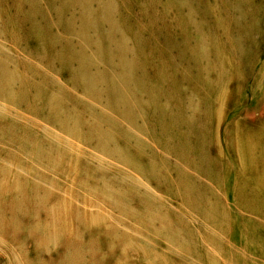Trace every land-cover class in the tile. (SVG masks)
I'll use <instances>...</instances> for the list:
<instances>
[{"label":"rangeland","instance_id":"374dc122","mask_svg":"<svg viewBox=\"0 0 264 264\" xmlns=\"http://www.w3.org/2000/svg\"><path fill=\"white\" fill-rule=\"evenodd\" d=\"M28 1H18L19 5L10 6L11 0H0V23L1 21L5 23L0 29V60L7 66L9 72H14L16 76L14 82L7 78L1 84L14 86L15 83L22 82L27 86V81L24 82L21 78V75L25 74L31 81V84L25 87L27 97L31 98L39 92V97L51 98L53 102L62 101V105L66 107H63L66 118H82L88 121V124L93 122L92 118H98L95 128L98 132L110 127L116 133V140L123 139L125 142L123 146L127 151L128 148L138 151L134 159L125 157L124 153L122 154L115 146H110L108 150L111 151V156H104L106 161H110L107 164L92 154L84 152L82 148H77L72 144L71 146L70 140L64 138L67 131L59 127L52 124L51 129L44 127L43 130H39L36 126V130L31 127L38 132L36 135L42 136L35 138L39 151L34 145L31 146L30 151L33 155L38 153L42 156L44 162H34L33 165L23 163L25 165L22 166H29V169L39 173L42 178L41 184L47 183L49 195L45 203L57 208L56 212H59L56 215L57 219L60 216L70 218L69 221L66 220L68 224L59 228V232L64 234L63 241L67 239V234H70L82 244H86L85 240L91 234V231L89 234L84 233V226L80 222L79 224L70 222L75 213L84 219L86 216L89 218L91 213L98 214L97 216L102 214L100 218L104 222L122 230L129 239L131 238L127 243L139 240L146 241L147 244L152 242L153 246L150 247L153 249L151 250L146 247L148 250L144 251L143 248L138 249L133 246L135 248H129L125 255L128 257L126 258L127 264H150L153 259L159 258V250L168 248L164 243L166 241L164 231L167 227L163 226L162 217H156V222L151 220V216L156 213L165 216L169 223L174 224L172 228L178 229L181 232V238L186 240V243L177 240L172 247L181 254L174 256L175 252L170 250L173 256L162 258L166 263L174 261V263L180 261L185 263L183 261L185 260L188 264H205L209 260L217 264H264V166L256 167V163L250 165L247 160L250 159L252 153L255 155L254 159H259L260 152L264 151V0H251V2L246 0L247 5L244 4L245 0H242L245 5L242 8L236 7L237 1L241 0H195L202 5V9H199V16L203 19L199 23L205 21L200 31L206 35L214 31L212 34L217 35L218 40H223L222 33L230 29L239 34L236 43L232 42L239 50L236 53L229 45L219 49L220 56L228 57L225 72L221 70L223 74L221 72L220 76H217L220 68L215 62H210V57H207L199 72L194 73L191 79L186 80L180 77L173 84L168 81V76L179 67L176 68V61L168 64L167 57L172 51L170 52V47L162 38L169 39L176 34L180 41L184 38L185 25L184 20L181 19L185 18L184 14L187 10L183 9L182 3L184 6L187 3L188 6L190 0H175L178 6L172 5V0H108V2L105 0V3L104 0H97L98 6L90 2L86 8L77 12L72 18L68 16L69 21L57 19L58 8L51 7L50 0H35L36 4H29L30 7L27 5L30 10L23 7ZM112 1L114 3L109 4ZM40 9L48 18L47 25L51 29L45 34V38L38 37L30 29H25L30 16L24 15H27L29 11L31 15L37 14ZM103 9L106 14L101 16L99 10ZM19 11L22 15H18L16 20L4 17L5 13L17 14ZM38 16L42 17V14ZM118 16L121 19L123 17V20L116 24L115 22L119 21ZM176 16L178 17L175 18ZM106 24L109 27H106ZM192 33V30L188 31L187 40L190 39ZM51 35H55L59 44H62L61 55L66 57L65 60L74 52L72 45L74 47L77 45L79 49L77 48L76 52L80 53L75 60L73 58V62L83 64L89 61V69H81V67L78 69L77 64L71 65L65 61L63 62L66 64L63 66L61 65L63 63L60 64L57 61L53 67L49 65L47 67L40 61L36 49L40 45L46 47L47 42L50 41L48 37ZM86 37L90 39L89 42ZM224 40L228 42L226 38ZM214 41L215 39L204 41V48L209 49ZM86 43L87 47L84 45ZM196 46H198L197 43ZM121 49H126L127 54H120ZM208 54L209 52L207 56L212 55V53ZM111 55L113 59L109 58ZM156 56L159 57L154 59L156 63L152 62L145 67L143 73L145 86L128 83L133 73L129 70H117L114 67L118 61L130 62L134 59L145 60ZM103 59H105L104 63ZM109 59L111 62H108ZM106 60L109 64L105 63ZM193 63L191 62V66L195 65V62ZM160 67L163 69L159 70ZM213 69H216L215 72ZM76 71L79 77L86 79L87 82H83L85 86H89V82L93 81L94 84H100L96 85L100 94L103 93L102 86L110 88L107 98L109 100L97 101L95 90L89 91L90 98L85 96L86 88L83 89L81 84L78 85L77 79L70 77L74 76ZM204 77L208 78L207 83L204 82ZM96 78L100 79L97 81ZM122 78L126 79V82L123 80L125 83ZM197 81L202 85L201 88L195 89L190 82H194L195 87ZM117 85H120V89L123 90H119ZM124 85L128 87L124 88ZM126 90L129 92L127 93ZM7 91L12 92L11 89ZM62 91L66 94L64 97L61 95ZM119 93L123 96L120 97ZM13 94L18 95L16 88ZM59 94L62 97L58 98ZM25 102L12 104L15 107L13 109L19 112L13 110L6 112L1 110L3 108L0 106V133L3 131L1 125L4 123V117L10 120L17 116L15 120L23 122V125H32L33 121L46 122L48 118L45 117H51V123L58 120L56 116L47 115L46 108L42 111L41 106L38 112L31 115L30 120L26 112L29 111V107ZM189 102H191V108L185 111L186 117L195 119L201 130L199 132L201 141L197 144L199 145L197 150L191 149L187 142L179 138L187 133L189 128L187 121H180L179 116L180 110L183 107L186 108ZM131 104L138 107L139 112H132ZM125 106H129L128 109ZM22 114L27 118H23ZM55 132L62 135L65 140L63 143L56 137ZM22 134L24 130H15L14 135L21 136ZM7 135L0 137V147L4 145L13 147L14 141L11 133ZM52 136L59 141L54 140ZM42 137L47 141H44ZM234 141H237L236 145ZM49 143L63 147L64 151L74 150L73 164L63 158L64 154L57 157L61 153L60 148L54 155L48 154L49 147L46 146ZM15 144L17 145V142ZM67 144L70 146L68 147ZM13 149L15 152L12 154L25 150L20 146L11 148ZM80 150L83 152L79 154ZM186 150L189 153H186ZM89 151L94 154L92 149L89 148ZM95 153L100 156L102 152L95 151ZM22 154L19 161L25 162V156L28 153L23 152ZM78 154L81 158H76ZM51 156H54L53 160L50 159ZM58 158L61 160L58 161ZM261 162L264 163V160ZM4 163L7 167L15 169L13 163H8V161ZM134 164L137 169L135 172L118 173V168L127 165L131 169ZM72 166L77 170L73 171ZM79 167L83 168L82 173L78 172ZM257 168L261 170L259 173ZM97 171L103 176L102 182H109L111 185H94L95 189L87 191L88 185L91 187L93 184V174ZM50 173L56 177L59 176L55 184L49 181ZM28 175L30 181L21 188L25 186L31 188L32 176L29 171ZM14 179L16 182L17 178ZM22 180L23 184H26L24 179ZM187 181L193 183L195 188L184 199L174 189L179 184H188ZM25 191L30 193V190L28 192L25 189ZM116 191H119L120 195L128 192L129 200L125 208L114 204L110 194ZM1 198L2 196H0V203ZM78 198L82 200L86 198L89 205L82 203L77 211L75 203L78 204ZM144 215L148 217L150 215L149 220ZM26 219L23 214L14 235L8 236L6 233L10 227L5 226L6 236H0V264H53L57 261H62L63 264H76L78 253L87 249L83 250L71 240L68 242L66 240V245L61 250H58L56 244H49L45 247L40 244L25 243ZM8 221L12 224L9 217ZM94 226L100 227L103 223L97 221ZM187 226L188 230L185 231ZM219 227L224 230L223 240H221L224 244L222 252L214 253L215 257L208 255L207 259L203 255L199 256L203 258H198L189 253L188 249L192 247V242L188 241L190 240L188 234L205 239L207 243L211 240L213 243L218 241L216 233ZM145 230L150 237L144 235ZM117 249V245H112L110 249L107 247L103 255ZM191 252L194 253V251ZM87 255L89 256V250H87Z\"/></svg>","mask_w":264,"mask_h":264},{"label":"bare ground","instance_id":"6f19581e","mask_svg":"<svg viewBox=\"0 0 264 264\" xmlns=\"http://www.w3.org/2000/svg\"><path fill=\"white\" fill-rule=\"evenodd\" d=\"M18 1L25 2V0H11L10 6L11 5H19L20 3ZM186 1H188V0H186ZM191 1L192 0H190V2ZM193 1H194L193 3L189 2L188 6H187V3L185 4L186 6H184L183 3H182L183 9L186 8V10H187L186 14H184L185 18L181 19V20H184L183 24L185 25L184 38L180 41L179 40L180 38L177 37V34L172 36V37H170L169 39L168 38H162L163 41L170 47V49H171L170 52L172 51L171 54L167 57L168 64H170L171 62H175L176 61V68L179 67V68L176 69V71L173 74L169 75V73H167V75H169L168 76V81L171 84L175 83L178 80V78H180V77H183L186 80L191 79L194 73H198L199 72V70L203 66L204 59L207 58V57H210L209 58L210 62L211 61L215 62L217 64V65L216 64L215 65L220 68V69H218L219 71L217 70L218 71L217 76H220L221 72L223 74L224 68H226L225 63H226V60H227L228 57L225 58V57L220 56L219 49L221 47L223 48L226 45H229L230 47L231 46L233 47V50L236 53H238L237 51L239 50L237 45L233 44V43H236V39H237L239 34H236L235 32L231 31L230 29L229 30H224L225 33L224 32L222 33V36L224 37V39L226 38L228 40V42L225 41L224 39L223 40H221V39L218 40L217 39V35L212 34V33H214V31L211 34H207V35L200 31V29L205 24V21L199 23V21L201 19H203V18H201L199 16L200 15L199 9H202L201 8L202 5L198 4L197 1H195V0H193ZM243 1L242 0L241 1H237L238 4L236 5V7L238 6L239 8H242V6H245L244 4L247 5L248 2L245 0V2L243 4ZM35 2H36L35 0H29L28 2H26V5H23V7H27L28 10H30V8H29L30 5L29 4H36ZM90 2H92V5H95V6L99 5V3H97V0H50L49 1V3L51 4V7L52 6H56L58 8V10L56 11L57 14H58L57 15V19L58 20H62V21H69L70 19L68 18V16L70 18H72L73 16L76 15L77 12H79V11L83 10L84 8H86L89 5ZM107 2H108V0H107ZM250 2H251V0H250ZM104 3H105V0H104ZM111 3H114V1L109 2V4H111ZM122 3L125 4V2H123V1H122ZM171 3H172V5L178 6L177 2L175 0H172ZM37 4H38V2H37ZM106 4H108V3H106ZM27 5H29V7ZM153 6H154V4H153ZM194 8H195V10H194ZM111 10H113V9H111ZM117 10H119V9H117ZM38 14H42V17H39ZM99 14L101 16H103L104 14H106V11H104V9L103 10H99ZM121 14H122V12H121ZM18 15H22V12L20 13V11H19L17 14H15V13L14 14L5 13L4 17L8 18L10 20H16ZM24 16H30V18H28V21L26 22L25 29L32 30L38 37L45 38V34L51 31V29H49V26L47 25L48 18L45 17L44 12H42L41 9H40V11L37 14L31 15L30 11H29L27 13V15H24ZM177 17L178 16H176L175 18H177ZM118 18H119V21L115 22L116 24L123 20V17L121 19L118 16ZM108 21L110 22V20H108ZM176 21L177 20H175V22ZM1 23H0V29L3 28V26L5 25L4 21H1ZM112 24H113V22H112ZM232 24H234V23H232ZM106 27H109V25H107ZM113 28H114V26H113ZM191 30L193 31L192 36H190V39L187 40L186 38L188 36V31H191ZM153 35H155V34H153ZM86 38H88V37H86ZM48 39L50 41L47 42L46 47H41V45H40L39 48L36 49V52L39 53V54H37L39 60L42 61L43 63H45V65L47 67H48V65H49V67H53L54 63H56L58 61V62H60V64L63 63V64H61L62 66L64 64L68 63V64H71V65L72 64H77L78 65L77 68L81 67V69L82 68L86 69V70L89 69V64H90L89 61L87 63H83V64L82 63L80 64L79 62L78 63L77 62H73V58L75 60L76 56L80 53V52L79 53L76 52V50L78 48L77 45L74 47L70 43L72 45L73 49H74V52H72V54H70L68 56L67 60H65L66 57L61 55V50H62V46L61 45L62 44H59V42L57 41V37L55 35H51V36L48 37ZM209 39H215L214 42H216L215 44H213L214 43L213 42L212 43L213 45L212 44L210 45V48H209L210 51H209V49H205L204 48V41L209 40ZM89 40L90 39L88 38L87 41L89 42ZM83 41H84V39H83ZM223 41H225V42H223ZM84 42H86V41H84ZM91 42H93V41H91ZM196 43L198 44L199 47L196 46ZM86 44H84V45L87 47L88 44L87 45ZM71 45H70V47H71ZM14 46H16V45H14ZM217 47H218V49H217ZM113 48L115 49V46H113ZM109 50H110V48H109ZM117 50H118V48H117ZM117 50H116V52H117ZM80 51H82V50H80ZM188 51H191V52H188ZM106 52H108V51H106ZM113 52H114V50H113ZM208 52H209V54L212 53V55L211 56H207ZM119 53L120 54H127V50L126 49H121V50H119ZM239 53H241V52H239ZM67 54H69V53H67ZM81 54H83V53H81ZM96 54L98 55V53H96ZM97 55H95V56H97ZM108 56H110V54ZM89 58H91V57H89ZM109 58H112V55ZM158 58L159 57L156 56V57H152V58H149V59H145L146 61L144 59L143 60H135L134 59V61H130V62H126V61L120 62V61H118V62H116L114 64V67H116L117 70H119V69L120 70H129V71H131L133 73L132 78L128 81V83H134V84H138V85H141V86H145L146 85V81H145V79L143 77V73L145 72V67L149 66V64L152 63V62L156 63V62H154V59H158ZM124 59H125V57H124ZM104 60L105 59H103V63H104ZM63 61H65L66 63H64ZM108 62H111L110 59H109ZM108 62L106 60L105 63H108ZM191 62H192V64H194L193 62H195V65L191 66ZM92 63H94V62L92 61ZM163 66H165V65H163ZM106 67H107V65H106ZM161 69H163V68L160 67L159 70H161ZM213 70L215 72L216 69H213ZM221 70H223V71H221ZM127 72L128 71H126V73ZM127 74H129V73H127ZM98 76H99V74H98ZM70 77H74L75 79H77L78 85L81 84V87L83 89L86 88L85 96H87L88 98H90L89 97V91L92 92V91L95 90L96 91V92H94L95 93V99L97 101L109 100L107 98H108V92H110L109 91L110 88H108L107 86L106 87L102 86L103 87V89H102L103 93L100 94L99 89L97 87L100 84H94L93 83L94 81H93V82H89V86H85L83 84V82H87L86 79L84 77H79L77 71L74 74V76L71 75ZM111 77H112V75H111ZM111 77H110V79H111ZM7 78H9L8 80L11 81V82H14L16 80V76H15L14 72L13 73L9 72L7 66L4 63H2L1 60H0V106L3 108L1 110L6 111V112L9 111V110H13L14 112L15 111L19 112L17 109H13L15 107L12 104L19 103V102L21 103V102H25L26 101L25 103H27L28 107H29V111H26V112H28L27 117H29L30 120H31V115L35 114V112H38L40 106L43 107L42 111H44L45 108L48 110V114L47 115L56 116L58 118V120H56V121L51 123V121H50L51 117L50 118L49 117H45V118H48V120L46 122H44V121H39V122L38 121H33L32 125L24 124V125H27V126H24L23 122L21 123L20 121L18 122L17 120H15V119H17V116L15 117V119L12 118L10 120L5 118V117L3 118V122L4 123L1 125V127L3 128V131H1L0 137H2L3 135L8 136L7 133H11V137H12V139L14 141V144L12 146L13 147L20 146V148H24L25 150L24 151H20V152L17 151L16 154H12V152H15L14 151L15 149L11 150V148H13V147L8 146V145H4V147H0V194L2 193L0 195V196H2L1 203H0V236H2V237L6 236L5 235V233H6L5 232V229H6L5 226L10 227L9 229H7V233L6 234H8V236L14 235L16 233V231H17V224L22 219V216L24 214L26 216V218H27L26 222L24 221L25 222L24 225L27 227L25 229L26 230V235H25V238H24V242L25 243L34 244V245L35 244H40V245L45 246V247H47L49 244H56L57 247H58V250H61L66 245V242H65L66 240H67V242H68V240H71L73 242L75 241V243L77 245H79L81 248H83V250L87 248L83 252H79L78 253L77 263L76 264H127L128 260L126 258H128V257H125V255H126L127 250L129 248L132 249V248H135L133 246H136L138 249L143 248L144 251L148 250V249H150V250L153 249V247H150V246H153L152 242H149L147 244L146 241L143 242V240H139L138 242L129 241L128 242L129 244H128L127 241L130 240L131 238L129 239L122 232V230L117 229L115 226H112L111 224H108V223L104 222L100 218V217H102V214H101V216L100 215L97 216L98 214L94 215V213L93 214L92 213L89 214V218L86 216V219L80 218L81 216L79 214L75 213L73 215L71 221H70L72 224H75L76 222H77V224H79V222H80L84 226L83 229L85 231L84 232L85 234H89V231H91L90 236H88L89 238L87 240H85L86 244L85 243L82 244L80 240H76L70 234H67V236H66L67 239H65V241H63L64 234L62 232H59V228H61V226H63V225L68 224V222H66V220L69 221L70 218L68 216H60L59 219H57L56 215H57V213H59V212H56L57 208L54 207L52 204L48 205V204L45 203L47 201L48 195H49L47 183L45 182L44 184H41L40 181L42 180V178H41V175L39 173H36L35 170L29 169L28 168L29 166H25V167L22 166V165H25L23 163H26V164L30 163V165H33L34 162L35 163L39 162V161H43L44 162L42 156H40L38 153L33 155L31 153L32 151H30L31 150L30 148H31L32 145L36 146L35 149L39 151V145L37 144V141H35V138L42 136V135H36V133H38V132H35L31 127H34L36 130H37V128L39 130H43L42 128H44V127L48 128V129H51L52 128L51 124L53 126L59 127L63 131L64 130L67 131V135H65L64 138L66 140H70V142H69L70 145L72 144L75 147L77 146V148L78 147L80 149L82 148V150L84 152H86L88 154L89 153L92 154L93 156L101 159L102 161H104L107 164L110 161L109 162L106 161L104 159V156L105 157L111 156V151L108 150V148H110V146H115L117 149L120 150V152H122V154L124 153L123 155L125 157L134 158V159H136L138 151H136L135 149H131V148H128V151H127V149L123 146V145H125L124 144L125 142L123 141V139H120V141L116 140L115 139L116 133L113 130H111L110 127H108L106 130L104 128L103 131L98 132L95 129L96 125L98 124V120H99L98 118H94V119L92 118V120H93V122H92L90 120V117H89V120L91 121V124L90 123L88 124V121H86V120H84L82 118L81 119L66 118V114H65V111H64V108H63L65 106L62 105L63 104L62 101H59V100L57 101L56 100V101L53 102L51 98L39 97V92L36 95H33L31 98L27 97L26 88L25 87L29 86L31 84V81H30V79H28V77L25 74H22L21 78L24 80V82L27 81V86H25V84H23L22 82L15 83V85H14L15 87L13 85H9V84H4V85L1 84ZM91 79H93V78H91ZM98 79H100V78H98ZM98 79L96 78L95 80L98 81ZM102 79L103 78L101 77V80ZM123 80L124 79L122 78V81ZM207 81H208V78L204 77V82L207 83ZM120 83H121V81H120ZM121 84H123V83H121ZM190 84L195 89L201 88V85H202L198 81L196 82L195 87H194V82H190ZM110 85H111V83H110ZM125 85L123 86L124 88L128 87V86L125 87ZM1 87H3V88H1ZM117 87H119L118 88L119 90H123V89H120V85L119 86L117 85ZM15 88L18 91V95H14L13 94V92H15ZM8 89L9 90L11 89L12 92L9 93L7 91ZM113 89H114V87H113ZM128 90H130V88H128ZM114 91H116V89ZM132 91H134V90H132ZM128 92L129 91H127V93ZM120 93H119V96H120ZM131 93H129V94H131ZM122 94H123V92H122ZM124 94H125V92H124ZM61 95L64 97V95H66V94H65L64 91H62ZM114 95H116V94H114ZM62 96H60V94H59L58 98H60ZM122 96H120V97H122ZM129 97H131V96H129ZM117 98H119V97H117ZM124 104H123V106H124ZM131 105H132V109H131L132 112H135V113L139 112V108L138 107H135V105H133V104H131ZM128 107H126V108L128 109ZM190 108H191V102L188 103L186 108L183 107L180 110V112H179L180 121L181 120H184V121L186 120L187 124H188V127H189L187 133L181 135L179 138L182 141L187 142L191 149L197 150L198 146H199L197 144H199L200 141H201L200 135H199V132L201 130H199L198 123L196 122L195 119H193L192 117H189V118L186 117L185 111L187 109H190ZM4 114H5V112H4ZM8 114H10V113H8ZM126 114H128V113H126ZM5 115H7V114H5ZM105 116L109 117L110 115H105ZM22 117L23 118H27L26 115H24V114H22ZM36 119H38V118H36ZM107 121L109 122V119H107ZM148 122H150V121H148ZM46 123H48V124H46ZM36 126H37V128H36ZM151 127H153V126H151ZM18 129L24 130V134H22L21 136L14 135L15 134V130H18ZM4 132L6 134H4ZM89 132H90V135H89ZM55 133H56V137L60 140V142L63 143V141H65V140L62 137V135L57 133V132H55ZM52 138L54 140L56 139L54 136H52ZM58 139H56V140L59 141ZM44 141H47V140L44 139ZM15 142H17L18 146L15 144ZM236 143H237V141H234L235 145H236ZM69 144H67L68 147L70 146ZM195 144H196L197 148L195 147ZM263 144H264V138H263ZM28 147H29V149H28ZM46 147L47 148L49 147L48 154H52V155H54L56 150H59V148H60V152L61 153L58 154L57 157H59V156L61 157L64 154L63 158L68 160V161H71L72 164H73V158H74L73 151L74 150L68 149V150L64 151L63 147L54 146L51 143L47 144ZM89 148L93 150L94 154L91 151H89ZM83 151L80 150L79 154H80V152L82 153ZM95 151H98V152L101 151L102 153H101L100 156H97ZM23 152H27L28 153L25 156V160L26 161L25 162H23V161L20 162L19 160L21 159L20 157L23 156V154H22ZM185 152L189 153L188 150H186ZM79 154L76 155V158H81V155H79ZM92 158L94 159V157H92ZM254 158H255V155L252 153L251 156H250V159H247L248 160V164L252 165V164L256 163V167L264 166V163L261 162V160H264V151L260 152V158L259 159H254ZM50 159L53 160L54 156H51ZM59 160H61V159L58 158V161ZM256 160H258V161H256ZM5 161H8V163H13L15 169L7 167L5 165V163H4ZM86 169H87V167H86ZM118 169H119V171H118L119 174L129 173V171L130 172H135L137 170L135 168V164L131 166V169L127 165H125L124 167H120ZM72 170L73 171L75 170L74 166H72ZM257 170H258V173H259V171H261L260 168L259 169L257 168ZM28 171H29V173L32 176V178H31L32 186H31L30 189H29L28 186H25V187L21 188V186L28 184L26 182L30 181L29 178H28V177H30L28 175ZM83 171H84L83 168L79 167L78 172L82 173ZM120 171H121V173H120ZM70 173H71V171H70ZM58 177H56L53 173H50V177H49L50 183L51 184H55L57 182L56 180L58 179ZM14 178H17L16 182H15ZM87 178H89V176ZM102 178H103V176L101 175V172H99V171L95 172L93 174V181H92L93 184L91 185V187H89V185H88L87 191H89V189H93V188L95 189L96 186H99L101 184H109V185H111V183H109V182H105V183L102 182ZM22 179H24L26 184H23V180ZM187 182H188V184L187 183L185 185L179 184V185L176 186V189H174L177 193L181 194L184 197V199H186L189 196V194L195 188V185L193 183H191L189 181H187ZM94 185H96V186H94ZM25 189H27L28 192L30 190V193H26ZM23 191H25V192H23ZM71 192H72V190H71ZM110 195L113 198L112 200H113L114 204H116L118 206H121L122 208H125V206H127L126 203L129 200V195H128L127 191L124 192V194H122V195H120L119 191H116V192H114V193H112ZM85 199H83V200L80 199V198L77 199L78 204L75 203V207H76L77 211H79L80 205L82 206V203H83V205H87V204L89 205V201L87 202V200H85ZM36 201H38V203H36ZM39 211H41V212H39ZM83 211H84V209H83ZM85 213L88 214V212H85ZM144 216L146 217V219L149 220L150 215H149V217L147 215H144ZM158 216L162 217L163 226L167 227V230L164 231V236H166V241L164 243L167 244L168 248H165L162 251L159 250V254L157 253L159 255V258L158 259H153V261L158 263V264H188L187 261H185V260H183L185 263H182L181 261L179 263H174L175 261L173 263L172 262L166 263V261H163L162 258H166L169 255L173 256V255L170 254V250L175 252L174 256L180 255L181 253L176 248H173L172 246L177 242V240H182L183 243H186L185 242L186 240H183L181 238V232L178 229L172 228V227H174V224L169 223L168 219L165 216H162V215H159V214L155 213V214H153L151 216V220L156 222L157 221L156 217H158ZM8 217H9L10 221H12V224H13V222H15V224H13V225L10 224L9 221H8ZM103 219H104V217H103ZM97 221H102L103 226L95 227L94 223L97 222ZM117 222H119V221H117ZM212 226H214V225H212ZM216 226H218V225H216ZM216 226H214V227H216ZM186 230H188V226L185 228V231ZM146 231L147 230H145V234L144 235H147L148 237H150V234H148V232H146ZM223 231L224 230H222V227H219V230H217V233H216V239L218 241L213 242V243L211 242V240L208 241L210 243H207V242H205V239H201V238H198V237H196V236H194L192 234H188L189 238H190V240L188 239V241L192 242V247L190 249H188L189 253H191L193 256H196L198 258L205 257V259H207L206 256H208V255H212L213 257H215L216 254H214V253H216L218 251L222 252L224 250V244L221 243L222 242L221 240H223V238H222ZM142 232H144V230H142ZM69 233H71V232H69ZM183 233H185V232H183ZM207 235H210V234H207ZM101 237H102V240L100 241ZM216 244H217V246H216ZM112 245H117L118 249L115 250V251H108L109 253L107 252L105 255H103V251L106 252L107 251L106 248L108 247V249H110L112 247ZM146 247L148 249H146ZM120 249H122V250L120 251ZM87 250H89V256L87 255ZM155 250H156V248H155ZM166 250H168V252ZM191 251H194V253L191 252ZM68 254H70L69 251H68ZM201 255H203V257H199ZM151 257H153V256H151ZM55 258L57 259L56 256H55ZM149 260H151V259H149ZM137 261L139 262V259H137ZM153 261L150 264H153L154 263ZM201 261H203V259ZM24 262H25V260H24ZM227 262H229V260ZM53 264H63V263H62V261H57L56 263H53ZM205 264H217V263H212L209 260H207V263H205ZM228 264H230V263H228Z\"/></svg>","mask_w":264,"mask_h":264}]
</instances>
